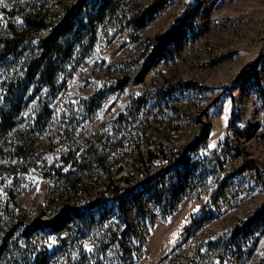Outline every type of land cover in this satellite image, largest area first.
<instances>
[{"label": "rangeland", "instance_id": "rangeland-1", "mask_svg": "<svg viewBox=\"0 0 264 264\" xmlns=\"http://www.w3.org/2000/svg\"><path fill=\"white\" fill-rule=\"evenodd\" d=\"M0 8V49L26 17L48 23L0 58V238L13 229L0 264H264V209L231 238L264 202L254 171L239 170L245 153L264 171V0ZM182 18L153 56L151 38ZM54 29L48 55L28 69ZM205 124V151L170 165ZM89 147L87 166L61 160ZM95 198L100 210L88 208ZM66 205L85 210L56 230ZM118 231L132 251L123 258Z\"/></svg>", "mask_w": 264, "mask_h": 264}, {"label": "trees", "instance_id": "trees-1", "mask_svg": "<svg viewBox=\"0 0 264 264\" xmlns=\"http://www.w3.org/2000/svg\"><path fill=\"white\" fill-rule=\"evenodd\" d=\"M101 1L102 3H105L106 0H101ZM0 10H5V9L0 8ZM182 21H183V18L181 20H177L176 22L171 24L170 27H168L165 31L157 33L151 38V41L153 45L155 46L154 47L155 53L153 54V56L157 55L159 52H161V50L167 47V44L175 36L176 30L181 25ZM47 25L48 23L44 21V19L42 18L26 17L24 26L21 28H17L14 26L12 28V35L4 39L3 46L0 49V58H2L3 56L7 54L17 53L19 50V47L25 41L31 38L35 32L47 27ZM56 31L57 29H54L51 32V34H49L47 37L41 40V43L44 46L41 52V55L31 58L28 61L27 63L28 69H31L34 66H39L40 64H42L41 59H43V57H46L49 52V45L47 44V42L54 39L55 37L54 35ZM44 59L46 60L44 61V65L47 66L49 64V58H44ZM143 69L141 70L137 78H141V76L143 75ZM126 83H127V78L120 80V83L117 86V89L118 90L122 89L126 85ZM178 84H184V85H189V86H199L198 83H195L192 81H179ZM99 94L100 93L90 96L89 100L91 101L95 100L96 98H98ZM140 102H141V99H138L136 106L140 105ZM210 133H211L210 125L209 124L203 125L199 133L195 136V138L191 142L180 146L175 153H171L170 154L171 156L166 157V160L169 162L170 165H173V167L178 168V165L183 164V161L186 160L187 158L195 157V155H197L198 153L205 151V142L209 138ZM18 150L20 152L19 156H21L22 148ZM96 154H97V151H95L93 147L92 148L89 147L85 149L84 152H81V153H78V150L76 149H70L68 152L62 155L61 160H63L65 164H68L69 166L73 168H79L82 166H87L85 159L88 156L90 157L96 156ZM260 166H261L260 163L256 159L248 157L245 153H242V162L239 167V170L242 171L243 169H246V168L253 170L256 176V179L258 180V182L261 184L262 188L264 189V171L260 168ZM108 188L109 187L107 186L105 187L106 191ZM140 188L141 190H146V189L150 190V188L146 186V184L140 185ZM118 192H119L118 190L115 191L116 198H118L119 204H123V199L119 197L121 195H117ZM90 204L91 205L88 208L94 207L100 210V208L104 204V201L99 198H95L91 201ZM263 209H264V202L262 203L261 206H259L255 210L253 215L248 217V219H246L245 221H242L240 225L236 226L235 230L232 231L231 238H235V236H237L236 234L239 231V228L240 227H241L240 229L246 228L249 222H251L253 218L259 216V214L263 211ZM84 210H85L84 208L79 209L75 207H70L69 205L64 206L62 210L60 211V213L56 215V219L53 221L54 222L53 225L55 227L54 229L61 230L64 228V224H67V223L76 224V220L79 219V217L84 212ZM10 217L12 219L13 215L10 214ZM262 220H264V214H263ZM12 230L13 229L11 228L2 238H0V252L3 250L6 240L11 234ZM114 239L117 240L119 243V249H118L119 258H123L127 254L132 252L131 248L127 244V241H125L124 231L115 232Z\"/></svg>", "mask_w": 264, "mask_h": 264}]
</instances>
